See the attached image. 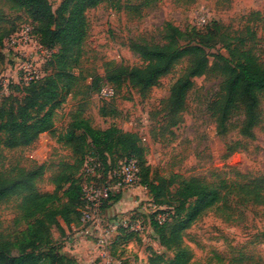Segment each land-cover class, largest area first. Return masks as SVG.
<instances>
[{
    "label": "rangeland",
    "instance_id": "1",
    "mask_svg": "<svg viewBox=\"0 0 264 264\" xmlns=\"http://www.w3.org/2000/svg\"><path fill=\"white\" fill-rule=\"evenodd\" d=\"M49 1L54 11L63 2ZM86 15L90 27L80 66L74 70L80 81L57 110L54 135L44 133L32 146L24 149L1 148L0 163L4 167L22 166L33 170L44 164V175L37 187L41 192L52 193L55 188L51 181L53 177L65 164L77 161V155L60 138L67 132L72 117L78 116L89 119L98 129L117 126L137 133L141 146L146 149L152 180L180 175L226 188L225 184L231 186L245 182L244 176L264 177V91L260 93V121L254 129L255 137L247 138L240 134L244 122L242 112L232 116L225 135L219 133L211 111V103L220 89V78L216 74L194 79V87L186 95L183 111L178 114L171 111L168 104L171 88L185 74L189 65L187 59L146 94L128 81L119 87L102 78L94 85L108 67L141 65L130 44L134 41L163 44L164 26L168 22L182 30L195 28L199 31L208 30L216 22L232 35H247L252 40L247 42L248 48L264 63V0H196L194 3L188 0H113L89 9ZM25 24L31 25V20L23 11H14L6 0H0V36L5 35L0 74L9 80L8 95L12 94L5 103L11 97H23L22 92L17 93L14 88L15 69L20 60L16 58L14 62L15 57L5 46L6 40ZM247 31L253 35H248ZM55 52L52 50L51 54ZM207 52L211 60L217 54L227 55L220 43ZM38 57L45 74V65L51 58L40 52ZM105 86L113 87V97L101 95ZM230 146L235 147L234 151H229ZM229 199L233 206V221L227 222L217 211L211 210L186 232L183 245L193 252L191 264H264V205L242 204L233 194ZM159 209L171 208H158L148 190L140 188L130 197L122 196L115 203L103 204L99 218L101 227L136 216L143 222L144 230L135 233V240L116 250L113 255L115 264H121L124 259L129 264H147L154 254L166 259L174 256V250L159 244L152 228L153 216ZM16 216L13 202L0 205V233L12 228ZM53 237L63 242L57 231H53ZM84 241L90 248L78 252L81 253L78 264H108L95 255V233L74 243L78 246Z\"/></svg>",
    "mask_w": 264,
    "mask_h": 264
},
{
    "label": "trees",
    "instance_id": "2",
    "mask_svg": "<svg viewBox=\"0 0 264 264\" xmlns=\"http://www.w3.org/2000/svg\"><path fill=\"white\" fill-rule=\"evenodd\" d=\"M195 1L188 0L189 3ZM6 2L10 9L23 11L28 16L33 24V33L44 48L56 50L45 65L42 79L23 87L14 85L15 91L22 92L23 97H11L5 103L11 94L0 102V149L18 150L32 146L44 133L54 135L57 110L80 81L74 70L80 66L90 27L86 13L113 0H63L56 11L49 0ZM247 34L253 35L250 31ZM4 37L0 36V61L4 56L1 50ZM163 41V44L132 42L130 49L140 58L141 65L108 67L94 85L102 78L119 87L128 81L132 87L146 94L157 86L162 77L187 59L189 65L185 74L171 88L168 100L171 111L175 114L183 111L186 95L194 87V79L216 74L220 78V89L211 103V111L219 133L225 135L232 116L242 112L244 122L240 134L254 138V129L260 121L264 63L248 48L247 42L252 40L247 35H232L216 22L206 31L195 28L182 30L168 22L164 26ZM218 43L222 44L227 55L217 54L211 60L207 49ZM60 140L77 155V161L65 164L62 171L53 177L51 181L55 188L52 193L41 192L37 187L44 175V164L29 170L22 166L6 168L0 163V205L13 202L17 211L12 228L0 233V264L79 263L74 256L64 252L63 243L54 239L53 231H57L60 237L66 236L68 231L71 235L72 226L80 224L82 167L89 153L98 155L106 171L125 158L137 159L141 182L153 201L158 208H171L159 209L155 213L152 228L159 244L174 250V256L166 259L163 255L154 254L147 264H191L193 252L183 245L186 232L211 210L217 211L225 221H233L230 195L240 198L242 204L264 205V177L244 176L245 182L231 186L225 184L226 188L180 175L152 180L140 136L117 126L98 129L89 119L73 116ZM234 149V146L229 147V151ZM121 197L119 194L111 199L115 203ZM161 213L167 215L163 223L156 220ZM131 219L140 220L138 216ZM116 233L118 236L110 246L112 257L116 250L135 240L137 232L121 227ZM262 236L264 240V232ZM121 264L129 263L124 259Z\"/></svg>",
    "mask_w": 264,
    "mask_h": 264
},
{
    "label": "built area",
    "instance_id": "3",
    "mask_svg": "<svg viewBox=\"0 0 264 264\" xmlns=\"http://www.w3.org/2000/svg\"><path fill=\"white\" fill-rule=\"evenodd\" d=\"M5 48L15 57L14 62L16 58L20 60L15 69L17 76L14 85L27 86L44 77L40 67L42 61L38 57V52L51 58L52 50H48L40 44L31 25L21 26L6 40ZM9 92V80L4 74H0V102ZM100 93L104 98H111L115 91L113 87L105 86ZM82 173L84 178L82 183L83 206L80 208L79 226H72L71 241L74 243L77 239L95 233L96 247L103 250L106 262L112 264L114 259L110 254V246L113 244L114 234L121 227L142 232L144 230L143 222L138 219H120L101 227L99 224L100 210L103 204L112 202V197L135 192L139 188L145 191L148 189L141 182V168L135 158L120 160L113 168L106 171L104 163L98 155L89 153L84 159ZM166 217L165 214H159L156 220L163 223Z\"/></svg>",
    "mask_w": 264,
    "mask_h": 264
},
{
    "label": "crops",
    "instance_id": "4",
    "mask_svg": "<svg viewBox=\"0 0 264 264\" xmlns=\"http://www.w3.org/2000/svg\"><path fill=\"white\" fill-rule=\"evenodd\" d=\"M45 134H47V133H45ZM131 193L132 192H128V193H126L125 195H123V198H127V197H130V195H131ZM70 233L71 232H67V235L66 236H63L62 237V243H63V245H64V252L65 253H68V254H70V255H72V256H74L76 259H77V261H78V258L80 257L79 255H81V253L79 254L78 252L79 251H81V250H85V249H89L90 248V245L88 244V242H80V245H78V246H76L75 245V243L73 244L72 242L73 241H71V235H70ZM95 245V244H94ZM88 246V247H87ZM81 247H85V248H82L81 249ZM97 248V247H96ZM97 253H95V255H97V257L99 256V258L104 262V261H106L105 260V257H104V252H103V250H99V248H97V251H96ZM82 257H84L85 258V256L83 255ZM86 258L87 259H90L91 257H88V256H86ZM114 259V258H113ZM115 260V259H114ZM113 260V262H112V264H115L116 263V260L114 261ZM98 261H100V260H98ZM79 262V261H78Z\"/></svg>",
    "mask_w": 264,
    "mask_h": 264
}]
</instances>
